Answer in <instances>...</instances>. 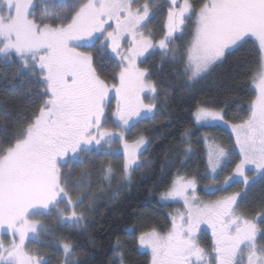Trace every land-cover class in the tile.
Masks as SVG:
<instances>
[{
    "label": "snow or ice",
    "instance_id": "obj_1",
    "mask_svg": "<svg viewBox=\"0 0 264 264\" xmlns=\"http://www.w3.org/2000/svg\"><path fill=\"white\" fill-rule=\"evenodd\" d=\"M176 3L171 0L167 30L154 44L151 34L143 31L152 12L150 0H44L43 4L0 0V61L19 65L34 84L38 101L24 126L6 144L0 143V234L10 236L7 244L0 239V264H50L51 257L32 252L26 245L29 239L39 240L41 232L53 231L36 217L55 215L56 226L62 228H75L85 220L90 209L78 211L84 199L81 195L74 199L71 190L86 187L91 171L85 166L74 175L70 162L86 165L85 154L119 139L124 141L123 179L130 180L144 166L138 163L140 149L149 141L140 136L129 144L123 132L114 133L104 125L112 90L118 98L112 115L120 127L130 129L154 114L160 86L150 79L149 69L137 63L149 49L164 50L173 62L180 56L183 75L190 80L208 73L245 38H255L264 50V0H205L198 10L190 0H183L179 7ZM37 7L44 9L39 15ZM191 17H195L193 38L181 54L169 45L173 33ZM125 36L130 40L121 50ZM96 45L98 51L110 49L119 57L118 86H110L101 77L91 51L80 50ZM254 80L258 94L248 118L231 126L239 162L221 185L207 186L210 194L226 191L230 182L247 187L248 166L264 177V62ZM194 116L198 122L227 123L222 109L198 106ZM232 154L220 145L210 148L211 171L215 173ZM99 172L105 182L115 178L111 163L102 164ZM195 188V179L178 175L162 194L163 199H182L186 207L172 217L166 234L153 228L138 237L139 245L151 248V264H264V244L258 242V237L264 240L260 226L264 213L252 218L241 213L240 192L204 202L196 197ZM201 225L211 229L209 249L198 243ZM56 240L63 264H80L70 240ZM118 260L125 264L124 253L118 254Z\"/></svg>",
    "mask_w": 264,
    "mask_h": 264
},
{
    "label": "trees",
    "instance_id": "obj_2",
    "mask_svg": "<svg viewBox=\"0 0 264 264\" xmlns=\"http://www.w3.org/2000/svg\"><path fill=\"white\" fill-rule=\"evenodd\" d=\"M193 33L194 24L189 23L182 32L174 33L169 48L182 54ZM261 62L257 43L247 39L227 52L204 76L190 80L183 75L184 63L180 56L173 62L171 55L166 56L164 51L149 53L142 67L149 69L150 78L160 86L158 101L165 117L151 131H146L148 136L156 137L147 153L150 162L135 170L128 181L117 176L110 182L104 181L101 194L87 205L86 209L90 210L85 212L81 225L57 227V218L43 217L53 231L42 232L41 245L50 249L55 258L54 254L61 251L56 238L68 239L80 264H119L121 252L125 255V264H151L150 254L140 249L138 237L153 228L165 231L170 228L167 212L173 205L163 204L161 195L181 173L187 176L191 172L199 177L202 166L206 171L201 141L204 131L231 140L223 128H197L194 120L197 107L222 109L230 123L246 120L257 95L254 76ZM37 104L34 84L19 65L0 61V143L6 144L24 126ZM238 203L239 211L247 217L264 213V177L250 184ZM260 226L264 228V224ZM259 240L264 244L260 237Z\"/></svg>",
    "mask_w": 264,
    "mask_h": 264
},
{
    "label": "rangeland",
    "instance_id": "obj_3",
    "mask_svg": "<svg viewBox=\"0 0 264 264\" xmlns=\"http://www.w3.org/2000/svg\"><path fill=\"white\" fill-rule=\"evenodd\" d=\"M43 2H44V0H34V3H36V4H43ZM143 2H144V0H140V3H143ZM204 2L205 1H202V0H190V3L193 5V7L196 10H198L200 5L203 4ZM150 3L153 5L152 12L150 14L149 20L146 21V26L143 28V31L145 32V34H149V33L151 34L152 39H153V43L155 44V43H158V40L164 36V34L167 30L166 29L167 12H168L169 7H171L172 5H171V0H150ZM182 4H183V0H177V3H176L177 7L182 6ZM49 7H52V5H49ZM43 10H44L43 7H37L35 9L37 15H39ZM55 10L60 11V8L56 7ZM189 23L194 24V30H195V17H191V19H186L185 25L182 26L180 29H178L175 33L182 32L187 27V25ZM173 35H174V33H173ZM247 39H251V38L250 37L245 38V41ZM252 39L257 43V46L259 47L258 42L255 40V38H252ZM129 40H130V37L125 36V38L121 41V45H122L121 50L126 49L128 47V41ZM99 47H100L99 45H96L95 47H92V46L82 47L80 50L81 51H91L93 56H94L95 63L97 65V69L101 74V77L103 79H105L106 82L110 86L112 84H116L118 86L119 81H118L117 74H118L119 68L117 66V61H119V57L115 56V54L112 53L110 49L107 51H98ZM236 48H233L229 51H232ZM259 49H260V47H259ZM153 51H164V50H161L159 48L149 49L148 52H146L144 54V56H142L138 59L137 63L139 64L140 67H142L141 61H143L145 59V57ZM229 51H226V53ZM260 51L262 54V62H264V50L260 49ZM220 61H217L216 64L219 63ZM98 64H99V66H98ZM142 68H144V67H142ZM204 75H202V76H204ZM113 77H117V78L113 79ZM201 77H199V78H201ZM199 78H197L195 80H198ZM254 86H255L256 92L258 94V88L256 87L255 81H254ZM159 91H160V89H159ZM158 98H159V96H158ZM158 98L155 101L157 107L154 110V114H149L148 118L140 120L138 123H136V125L134 127H131L129 129V128L120 127L119 121L112 115V113L115 112V108H116L117 100H118L116 93H115V90H112L108 96L109 109L106 110V112H107L106 121L107 122L105 123L104 126L108 129H110L111 131H113L114 133H117V134L120 132H123L124 133V140H126L129 144L134 143L135 140H137L140 136L145 137V139L147 141H149V143H147L141 147L140 153H142V154L140 155L139 161H138V163H141L143 165H146L150 162V160L147 157V153H148V150L150 149L151 145L153 144V142L156 139V137L148 136L146 133L148 131H151L153 129L154 125L159 124L165 118L162 106L160 105ZM145 102H148L147 98H146ZM194 120H195V125L197 128L210 129V128H214V127H220V128L225 129L230 134L231 140L230 139L226 140L224 138L218 137V135H215V134L213 135V133H211L209 131H204L203 132L204 135H201V139H202L201 141L203 143L202 148H203L204 155H205L206 171L204 170V166H202L203 172H201V175L199 177L196 175L195 176L191 175V172H189V175H187V176L184 175L187 173H181L179 176H184L188 179H195V181H196L195 195L201 201H204V202L214 201V200L220 199L224 196L231 195V194L236 193V192H240L241 195H243L246 192L248 186L250 184H252L253 182H255L258 178L261 177V176L257 175L254 171L251 170L253 166H248V169L246 170V174L250 178L249 179V185L247 187L243 183L230 182V186L227 187L226 191L215 192L213 194H210L207 191V186H211L213 184H215L217 186L221 185L223 183L224 179L233 173L234 168H235V164L239 162V155H238L239 149H238V147L234 146L235 133L232 131V127H231L234 123H230L229 121H227L225 119V117H224V120L227 123H224L221 121L198 122L195 119V116H194ZM101 144L103 145V141L101 142ZM123 145H124L123 140L114 139L110 142V144L103 145L102 148L97 146L96 151H93L90 154H85L84 159L86 161V165H81V164L74 162V161L70 162L69 166L72 168L74 175H79L80 169L85 167V166H87L89 168V170L91 171V176L89 178H87L85 181V184L87 185L86 187H83V188L78 189V190L77 189L71 190V194L73 195L74 199L77 195H81V198L84 199V203H83V205H81V207H80V209H78V211L86 209L89 202L95 196H98L101 194V192H102V186L101 185L104 182V180L102 178V175L99 172V167L102 164H105L106 162L111 163V165L113 166V168L115 170V176H117L119 179L121 178L124 181L122 173L120 172V168L123 164V161L125 160V153H124V146ZM215 145H220L233 154L229 158H227V160L224 163H222L221 168H218L217 171L215 173H213L211 171V168L208 165V151L210 148H212ZM89 156H90V158H89ZM139 168H141V167H139ZM191 194H192V191L189 190V195H191ZM240 198H241V196L238 197V201ZM160 200L163 204L173 205V207L170 208V210L167 212L170 221H171L172 217L175 216V214L178 210L181 212H183L185 210L186 206L184 205L183 200L178 198V197L177 198L163 199L162 195H161ZM60 207L64 208L65 205L61 204ZM53 217H54V219L57 218V217H55V215H53ZM248 218H252V217H248ZM36 219H40L41 222L44 223V218L36 217ZM170 228H171V226H170ZM170 228L167 231L160 230L159 228H155V229L158 232H160L161 234H166L170 230ZM139 236H140V234H139ZM197 238H198V243L202 247H204L206 249L211 248L212 233H211V229L207 225H201L200 226V231L197 233ZM0 239H3L5 244H7L9 242L10 236L0 234ZM41 240L43 241L42 232L40 233L39 240L29 239L26 241V245H27L28 249L32 252H37L41 256L51 257L50 264H63L62 248L60 249L61 250L60 252H56L54 254L55 258H53V255L50 254L51 250L43 247L40 243ZM258 242L260 244H262L259 240V237H258ZM140 249L143 252L149 253L150 257H151L152 254H151V248L150 247L140 245ZM76 259L78 260L77 254H76Z\"/></svg>",
    "mask_w": 264,
    "mask_h": 264
}]
</instances>
